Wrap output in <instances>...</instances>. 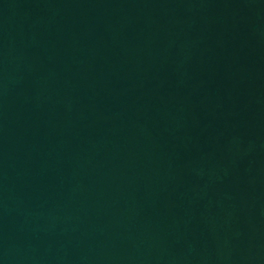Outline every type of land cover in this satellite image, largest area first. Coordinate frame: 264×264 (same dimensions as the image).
<instances>
[{"label":"water","instance_id":"1","mask_svg":"<svg viewBox=\"0 0 264 264\" xmlns=\"http://www.w3.org/2000/svg\"><path fill=\"white\" fill-rule=\"evenodd\" d=\"M0 264H264V0H0Z\"/></svg>","mask_w":264,"mask_h":264}]
</instances>
